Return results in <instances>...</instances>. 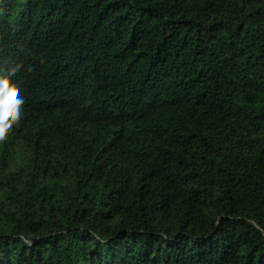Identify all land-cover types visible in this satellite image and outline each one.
<instances>
[{
  "label": "trees",
  "instance_id": "16d2710c",
  "mask_svg": "<svg viewBox=\"0 0 264 264\" xmlns=\"http://www.w3.org/2000/svg\"><path fill=\"white\" fill-rule=\"evenodd\" d=\"M0 264H264V0H0Z\"/></svg>",
  "mask_w": 264,
  "mask_h": 264
},
{
  "label": "clouds",
  "instance_id": "9594fccd",
  "mask_svg": "<svg viewBox=\"0 0 264 264\" xmlns=\"http://www.w3.org/2000/svg\"><path fill=\"white\" fill-rule=\"evenodd\" d=\"M24 98L9 87L8 78H0V141H3L22 117Z\"/></svg>",
  "mask_w": 264,
  "mask_h": 264
}]
</instances>
